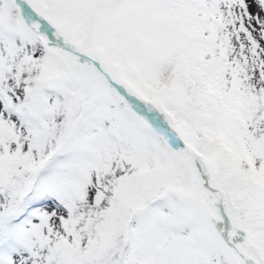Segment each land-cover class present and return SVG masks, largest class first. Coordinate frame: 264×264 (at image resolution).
Wrapping results in <instances>:
<instances>
[{
    "label": "snow or ice",
    "instance_id": "6c2138e0",
    "mask_svg": "<svg viewBox=\"0 0 264 264\" xmlns=\"http://www.w3.org/2000/svg\"><path fill=\"white\" fill-rule=\"evenodd\" d=\"M0 264H264V0H0Z\"/></svg>",
    "mask_w": 264,
    "mask_h": 264
}]
</instances>
